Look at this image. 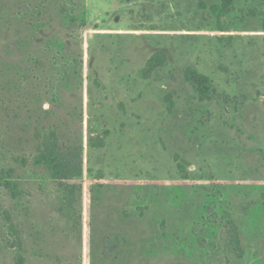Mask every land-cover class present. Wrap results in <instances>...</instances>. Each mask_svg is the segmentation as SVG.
<instances>
[{"label":"rangeland","instance_id":"1","mask_svg":"<svg viewBox=\"0 0 264 264\" xmlns=\"http://www.w3.org/2000/svg\"><path fill=\"white\" fill-rule=\"evenodd\" d=\"M0 264H264V0H0Z\"/></svg>","mask_w":264,"mask_h":264},{"label":"trees","instance_id":"2","mask_svg":"<svg viewBox=\"0 0 264 264\" xmlns=\"http://www.w3.org/2000/svg\"><path fill=\"white\" fill-rule=\"evenodd\" d=\"M200 7L202 9H206L202 1L200 2ZM221 9L222 7L219 6H211L210 11L213 14H219ZM184 77L185 80L193 86L199 101H205L212 98L214 90L207 77L195 72L190 67L185 69ZM102 144L103 142H100L97 146H102ZM75 159L76 160L74 161H76V164H74V161L71 162V160L64 155L60 156L52 147H45L43 150L39 151L37 157L40 165H45L54 177H58L63 180H71L81 175L82 168L79 156L76 155ZM6 183V186L10 191H15V187L10 184V182L6 181ZM70 205H72L71 200Z\"/></svg>","mask_w":264,"mask_h":264}]
</instances>
